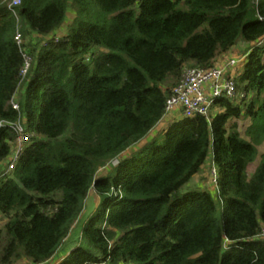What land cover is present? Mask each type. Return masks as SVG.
Listing matches in <instances>:
<instances>
[{
    "label": "trees",
    "instance_id": "16d2710c",
    "mask_svg": "<svg viewBox=\"0 0 264 264\" xmlns=\"http://www.w3.org/2000/svg\"><path fill=\"white\" fill-rule=\"evenodd\" d=\"M8 3L0 122L32 138L7 173L16 135L0 127V264H264V0ZM235 48L239 99L166 112L185 69ZM207 161L214 190L191 185Z\"/></svg>",
    "mask_w": 264,
    "mask_h": 264
},
{
    "label": "built area",
    "instance_id": "2783aa9c",
    "mask_svg": "<svg viewBox=\"0 0 264 264\" xmlns=\"http://www.w3.org/2000/svg\"><path fill=\"white\" fill-rule=\"evenodd\" d=\"M20 3L21 0H9L8 7L13 8ZM14 38L17 45L22 44L19 33H16ZM258 44H264V37ZM22 56L23 66L20 73L22 78H25L31 65V58L25 52H22ZM223 58L219 63L207 69L197 67L185 69L181 81L166 101V112L169 113L179 108L182 109L184 116L201 114L208 118L216 99L220 97L239 99L242 94L236 91L235 78L239 74L245 57L244 55L228 54ZM16 98L15 96L10 104L14 110L18 111L19 104ZM1 126L12 129L16 135L13 153L6 162L5 172L8 173L18 162L26 144L31 140L32 134L26 131L25 120L20 117L16 122H0ZM259 237L264 241V225Z\"/></svg>",
    "mask_w": 264,
    "mask_h": 264
},
{
    "label": "rangeland",
    "instance_id": "374dc122",
    "mask_svg": "<svg viewBox=\"0 0 264 264\" xmlns=\"http://www.w3.org/2000/svg\"><path fill=\"white\" fill-rule=\"evenodd\" d=\"M57 34H58V36H61V35L64 34V31H58ZM238 51L239 50L235 48L234 50H232L230 52V54L235 55V56H238V55L242 56V54H240V52H238ZM220 59H222V58H220ZM166 120L161 121L160 124L157 126V128L152 133H150V135L148 136V138L146 140H149L154 135L162 133L163 129H165V127L167 126V124H166L167 121ZM239 125H240L241 130H244L247 124H245L244 121H240ZM146 140L143 141V143H146L147 142ZM136 148H137V146H136ZM136 148L129 149L125 154L129 155ZM261 153H264V144L258 146L257 159L259 158V154H261ZM116 163H117V161H113L112 162V164H116ZM108 171H109V168L105 167V168L101 169L99 171V173L100 174H104V173H106ZM217 175H218L217 169L210 168V162L207 161L206 164L203 166L202 171L193 178V180L191 182V185L194 186V187L202 188V189L206 188V189L214 190L216 188L215 181L217 179ZM87 201H88V208H91L93 205L97 204L98 198L95 195V193L91 192ZM85 216L86 215H83L81 217V220L79 222L80 224L77 223V224L74 225V230H73V232L71 233V235L69 237L71 239V240L69 239L71 242L74 240L73 236L77 235L78 229H80L81 223L85 219ZM0 225H1V223H0ZM70 241H69V243H70ZM22 263H25V262H22ZM56 263H57V261L52 263V264H56Z\"/></svg>",
    "mask_w": 264,
    "mask_h": 264
},
{
    "label": "crops",
    "instance_id": "0c3cea01",
    "mask_svg": "<svg viewBox=\"0 0 264 264\" xmlns=\"http://www.w3.org/2000/svg\"><path fill=\"white\" fill-rule=\"evenodd\" d=\"M221 61V59H218L217 61H216V64L217 63H219ZM177 109H174L173 110V113L171 114V115H173L172 117H174V114H176L177 113ZM54 262H56V260L54 261V260H52V261H50V262H47L46 264H52V263H54Z\"/></svg>",
    "mask_w": 264,
    "mask_h": 264
}]
</instances>
